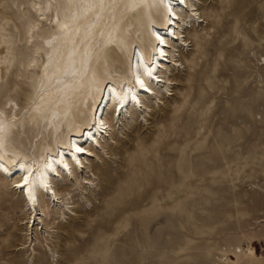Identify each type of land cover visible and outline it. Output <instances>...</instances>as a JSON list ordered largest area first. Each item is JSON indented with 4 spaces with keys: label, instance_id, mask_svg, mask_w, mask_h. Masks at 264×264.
Returning a JSON list of instances; mask_svg holds the SVG:
<instances>
[{
    "label": "rangeland",
    "instance_id": "obj_1",
    "mask_svg": "<svg viewBox=\"0 0 264 264\" xmlns=\"http://www.w3.org/2000/svg\"><path fill=\"white\" fill-rule=\"evenodd\" d=\"M22 4L0 0L12 58L1 109L9 98L28 107L35 91L23 35L34 14ZM196 4L173 94L113 125L87 164L94 185L72 193L74 214L35 250L24 202L0 174V264H264V0Z\"/></svg>",
    "mask_w": 264,
    "mask_h": 264
},
{
    "label": "bare ground",
    "instance_id": "obj_2",
    "mask_svg": "<svg viewBox=\"0 0 264 264\" xmlns=\"http://www.w3.org/2000/svg\"><path fill=\"white\" fill-rule=\"evenodd\" d=\"M197 1L23 0L22 13L34 14L23 35L25 73L35 91L28 107L9 98L0 108V174L24 202L34 250L49 240L52 224L62 226L61 218L74 214V194L94 185L87 164L99 157L113 125L122 129L135 115L146 119L153 103L173 94L184 30L202 21ZM5 36L0 87L12 70ZM18 139L32 145L21 149ZM60 180L62 189L55 185ZM249 253L256 256L252 247Z\"/></svg>",
    "mask_w": 264,
    "mask_h": 264
}]
</instances>
